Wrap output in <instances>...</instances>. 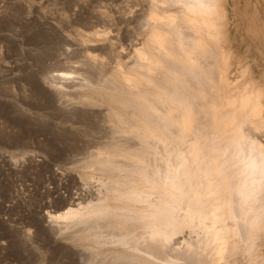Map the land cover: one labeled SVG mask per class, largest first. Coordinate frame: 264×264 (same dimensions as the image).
<instances>
[{
    "label": "rangeland",
    "instance_id": "rangeland-1",
    "mask_svg": "<svg viewBox=\"0 0 264 264\" xmlns=\"http://www.w3.org/2000/svg\"><path fill=\"white\" fill-rule=\"evenodd\" d=\"M150 8L178 7L158 0H0V264H262L264 175L250 176L259 202L247 208L242 195L226 193L231 215L220 216L228 229L225 245L212 241L219 224L193 217L200 201L176 211V231L161 215L154 222L128 219L125 243L105 238L118 231L122 212L107 233L91 228L98 217L87 215L98 203L100 178L119 176L102 164L127 158L124 150L105 145L138 139L117 122L123 110L101 87L113 88L118 65L133 59ZM223 11L225 76L261 95L254 123L242 120L236 132L238 162L255 165L249 155L257 157V144L264 146V0H226ZM217 61L206 55L200 63L209 73ZM61 72L69 77L55 78ZM182 176L203 191L204 183H223L212 174L196 175L194 168ZM150 235L163 242L160 253L147 248ZM218 246L226 247L221 256Z\"/></svg>",
    "mask_w": 264,
    "mask_h": 264
},
{
    "label": "bare ground",
    "instance_id": "bare-ground-1",
    "mask_svg": "<svg viewBox=\"0 0 264 264\" xmlns=\"http://www.w3.org/2000/svg\"><path fill=\"white\" fill-rule=\"evenodd\" d=\"M225 1L158 0L165 6L178 8L147 11L144 41L133 49L129 63L116 68L114 87H101L111 104L123 110L116 113L117 122L125 133L138 138L132 144L118 140L105 145L107 149L127 153L125 162H120V158L108 162L103 159L102 166L119 176L100 178L101 190L95 198L98 203L90 207L87 215L98 217L90 226L96 233H107L117 226L113 219L123 213L126 221L119 219L118 231H110V237L104 233L109 240L127 242L123 225L128 219L154 222L166 215L167 229L176 231L179 227L173 221L176 211L190 201H200L193 217L201 216L202 222L211 219L212 224H219L213 230L212 241L225 245L228 229L220 216L231 215L226 193L230 191L233 199L242 195L245 208L259 202L253 197L257 192L250 186L249 178L252 174L264 175V146L257 144V157L249 155L257 161L255 165L238 162L235 151L240 140L237 126L242 120L254 123L261 111V95L253 87L231 84L225 76L227 59L219 44L224 31ZM206 55L218 60L209 73L200 63ZM68 75L69 72H61L55 78L65 80ZM202 136L210 141H204ZM200 151L203 156L198 155ZM192 168L196 169V175H215L223 180L222 185L211 187L204 183L207 191L201 190L202 186L195 185L193 178L182 176ZM155 198L164 201L155 203ZM211 200L216 203L211 204ZM109 201L119 204L110 206ZM141 204H144L141 210L135 209ZM72 214L76 213L64 216L69 219ZM187 223H191L190 218ZM151 246L160 253L163 242L150 235L147 248ZM225 249L218 246V255Z\"/></svg>",
    "mask_w": 264,
    "mask_h": 264
}]
</instances>
